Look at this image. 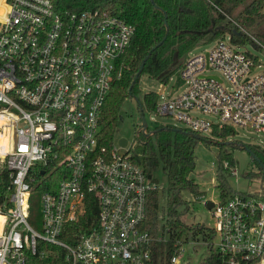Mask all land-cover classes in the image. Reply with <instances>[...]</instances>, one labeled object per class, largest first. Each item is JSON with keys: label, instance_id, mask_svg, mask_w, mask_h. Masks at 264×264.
<instances>
[{"label": "built area", "instance_id": "obj_1", "mask_svg": "<svg viewBox=\"0 0 264 264\" xmlns=\"http://www.w3.org/2000/svg\"><path fill=\"white\" fill-rule=\"evenodd\" d=\"M3 1L0 161L10 172V195L0 205V264H189L182 232L172 238L167 227L165 239L166 226L157 234L146 226L150 196L161 189L153 174L122 152L129 144L103 145L104 105L136 26L101 9L61 10L55 0ZM244 47L228 36L188 55L177 70L186 90L157 95L154 113L202 135L230 125L264 133V73L252 75L258 59ZM39 186L45 190L35 227ZM258 191L213 202L214 237L205 244L220 264H264ZM94 206L96 221L85 222Z\"/></svg>", "mask_w": 264, "mask_h": 264}, {"label": "trees", "instance_id": "obj_2", "mask_svg": "<svg viewBox=\"0 0 264 264\" xmlns=\"http://www.w3.org/2000/svg\"><path fill=\"white\" fill-rule=\"evenodd\" d=\"M61 10L101 9L123 18L136 26V34L130 47L118 60L119 76L114 81L111 92L103 109V145L111 146L115 140L118 122L121 119L123 103L130 97L139 96L137 81L134 83L140 67L145 62L142 75L168 83L189 53L200 43L217 41L230 37L233 43L257 48L264 45V0H55ZM156 6L161 9H157ZM239 14L235 12L241 8ZM239 33V34H238ZM144 109L155 112L157 94L147 92L140 99ZM142 132V131H140ZM212 135L219 140L221 153L217 170L218 187L221 189L220 200L235 196L225 176L223 152L226 137L231 135L227 127L215 126ZM157 145L143 133L132 151V158L145 168L148 174L156 172L160 166L168 177V189L161 196V191H154L148 204L147 228L157 234L159 222L166 220L175 238L184 230L193 231L196 237H203L209 242L214 237L212 229L205 225L187 226L178 213V206L185 200L183 192H191L197 198L202 195L198 184L191 175L196 168L195 149L199 142L211 146L207 137L187 130L172 132L169 128H157L154 134ZM257 171L250 174L261 183L264 193V148L249 145ZM229 161V160H228ZM226 162L231 167L229 162ZM225 163V164H226ZM10 172L0 161V205L9 202ZM45 190L39 186L35 195ZM35 197V196H34ZM161 200L164 201L161 203ZM166 218L160 219V214ZM97 208H88L85 222L96 221ZM161 220V221H160ZM162 224V223H161ZM83 225V224H81ZM165 226V224H162ZM174 254L169 246L168 258ZM40 264H49L47 262ZM51 264H56L53 262ZM203 264H220V257L209 248V255Z\"/></svg>", "mask_w": 264, "mask_h": 264}, {"label": "rangeland", "instance_id": "obj_3", "mask_svg": "<svg viewBox=\"0 0 264 264\" xmlns=\"http://www.w3.org/2000/svg\"><path fill=\"white\" fill-rule=\"evenodd\" d=\"M239 8L234 17H236L241 11ZM217 41L202 42L197 45L189 55L198 54L201 52L212 49ZM244 50L248 53L255 55L258 59V64L254 69L252 75H258L264 73V48H257L252 44H248L244 47ZM227 83V82H226ZM187 88V83L180 80L178 72L169 80L168 83H163L158 79H153L147 75H142L137 81V99H142L143 95L147 92H154L159 97L164 94L172 97L183 93ZM136 97L128 98L122 106L120 116L122 119L118 122L115 140L119 142L120 139L125 138L128 140V147L122 149L124 151H132L138 143V137L143 134L139 131L142 127L141 108L137 102ZM141 102V100H140ZM141 105L143 106L142 102ZM144 115L147 121V129L144 133L146 137L153 140L157 145V140L154 134L157 128H169L172 132L178 130H187L184 123L176 120L171 116H160L156 113L144 109ZM211 121H215L216 117L211 115H201ZM231 135L226 137L227 141L223 146L224 154L228 157L224 159V162L228 161L231 164V168L236 170V174H232L231 168L225 170L226 180L225 182L231 187L235 194L251 195L261 190V183L259 180L252 178L251 173L256 172L258 169L254 163L250 153L242 149L240 145H260L264 148V133H257L250 128H243L240 126L230 125ZM207 137V142H211V146H207L203 142H199L195 149L196 156V168L191 178L198 184V188L202 195L196 197L191 192H183V198L185 203L178 206V213L180 214L181 221L187 226L205 225L213 228L215 226V218L213 216L212 209H208L209 202H219L221 198V189L218 187L217 170L220 165L219 155L221 153V146L218 145L219 140L210 133L204 134ZM1 142V141H0ZM225 162V163H226ZM224 163V166H225ZM154 179L158 181L161 186V196L163 191L168 189V177L163 170V166L153 173ZM164 201L161 200V203ZM166 215L160 214V219ZM41 220V194L37 193L32 201L31 222L35 227H39ZM161 221V220H160ZM164 220L159 222L165 224L164 238L169 239L168 225ZM182 241L184 242L183 260L189 264H202L203 261L209 255V248L205 244L203 237H196L193 231L184 230L182 233ZM199 242L198 244L194 243Z\"/></svg>", "mask_w": 264, "mask_h": 264}, {"label": "water", "instance_id": "obj_4", "mask_svg": "<svg viewBox=\"0 0 264 264\" xmlns=\"http://www.w3.org/2000/svg\"><path fill=\"white\" fill-rule=\"evenodd\" d=\"M156 8H157V9H161V8L158 7V6H156ZM238 34H239V33H238ZM151 53H152V51H150L148 57L150 56ZM148 57L144 60L143 64L141 65V67H140V71L138 72V74H137V76H136V79H135L134 83H136V81L139 79L141 73L143 72V70H144V66H145V62H146V60L148 59ZM135 97H136V96H135ZM136 99H137V97H136ZM137 102H138V104H139V106H140V108H141L142 126H143L144 130H146L147 127H148V125H147V121H146L145 115H144V113H143V108H142V105H141V102H140L139 99H137ZM121 119H122V117H121ZM156 132H157V130H156ZM119 143H120L121 146H123V147H127V145H128V140L125 139V138H122V139L119 140ZM217 144H219V143H217ZM225 144H229V143H225ZM240 146H241L242 149L247 150L251 155H253L251 149H249L248 146H245V145H240ZM213 206H214V203H213V202H209L208 205H207L208 209H210V210L213 208Z\"/></svg>", "mask_w": 264, "mask_h": 264}, {"label": "bare ground", "instance_id": "obj_5", "mask_svg": "<svg viewBox=\"0 0 264 264\" xmlns=\"http://www.w3.org/2000/svg\"><path fill=\"white\" fill-rule=\"evenodd\" d=\"M6 11V7L4 5V1L0 0V17L4 15V12ZM0 149L2 146L5 145V138L3 135L0 134ZM3 221H4V217L2 215H0V233H1V229H2V225H3Z\"/></svg>", "mask_w": 264, "mask_h": 264}]
</instances>
